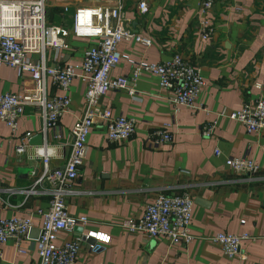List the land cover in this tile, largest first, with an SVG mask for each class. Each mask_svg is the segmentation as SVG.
<instances>
[{"label": "crops", "instance_id": "1", "mask_svg": "<svg viewBox=\"0 0 264 264\" xmlns=\"http://www.w3.org/2000/svg\"><path fill=\"white\" fill-rule=\"evenodd\" d=\"M136 1L126 2V16L130 28L149 38L151 46L120 43L118 50L129 61L117 65L111 75L128 78L131 62L158 63L180 54L201 70L203 89L197 103L207 112L184 107L173 112L157 78L148 74L133 85L136 98L125 90H111L104 96L100 106L109 107L114 116L134 118L136 129L132 138L115 144L105 140L101 125L90 131L73 187L79 194L66 197L65 204L70 215L87 216V227L108 233L111 241L92 251L83 244L74 264H264V168L254 178H246L225 166L232 157H246L263 166L264 130L247 133L237 122L223 118L211 138L199 133L220 110H239L245 102L264 97V87H256L264 80V0H216L209 14L214 35L207 41L198 37L197 0H154L144 15L136 13ZM100 4L98 0H46V23L67 29L75 7ZM66 40L68 50L45 52L47 65L75 64L91 46L71 35ZM31 87L28 75L18 77L13 69L0 68V94H22ZM59 93L47 82L48 96ZM84 93L85 85L74 80L69 110L60 117L55 132L43 134L35 107H25L14 131L0 122V217L26 216L46 206L44 196L26 198L6 190L29 187L42 175L43 164L35 153L42 146L52 152L48 170L64 166L70 153V130L84 115ZM167 123L172 124L173 142L150 146L149 134ZM22 144L26 151L18 155L16 149ZM181 192L193 198L190 229L194 238L188 244H171L163 237L128 233L121 227L124 219L140 215L159 195ZM32 221L34 237L41 219L33 216ZM79 231L76 227L61 232L57 241L71 239ZM219 232H245L252 237L241 241L244 260L227 258L219 245L207 239ZM32 237L21 242L23 253L16 252L12 242L2 245L0 264H36Z\"/></svg>", "mask_w": 264, "mask_h": 264}, {"label": "built area", "instance_id": "2", "mask_svg": "<svg viewBox=\"0 0 264 264\" xmlns=\"http://www.w3.org/2000/svg\"><path fill=\"white\" fill-rule=\"evenodd\" d=\"M99 6L81 5L74 8L70 15L68 28L46 23V0H0V68L7 66L18 77L28 75L32 81L29 91L22 94H0V122L8 129H17V123L25 107H35L42 119V131L53 132L57 129L60 117L67 113L71 104L70 89L74 80L85 85V110L83 117L70 130V153L64 166L48 170L52 152L46 146L36 149V155L43 164V173L26 188L8 189L9 195L21 194L24 197L44 196L47 203L44 208L36 209L26 216L11 215L0 217V257L2 245L12 242L18 253H23L21 242L28 239L34 226L32 218L41 219L39 232L33 240L38 255L36 264H74L85 244L89 251L99 245H108L111 236L99 229L88 228L89 219L85 215L73 216L67 212L65 198L79 194L74 183L85 160L86 143L91 129L101 125L108 143H118L132 138L136 121L132 117L114 116L109 107H101L100 102L111 90H125L128 96L137 97L133 85L140 76L152 75L158 80V87L166 92V102L177 112L180 107L194 112L206 108L197 103L203 89L201 70L190 64L180 54H173L158 63L131 62L130 76L113 77L114 68L123 61H129L118 50L122 42H134L145 48L151 46V40L140 32L130 28L125 5L128 0H98ZM154 0H137L136 13L144 15ZM216 0H197L198 37L207 41L214 35L210 12ZM69 11V4L63 6V12ZM89 41L81 59L75 64L62 65L45 63V52L68 50L66 38ZM37 56L36 59L33 57ZM47 82L60 92L47 95ZM262 89L264 80L256 84ZM235 121L244 127L247 133L264 130V97L259 96L251 102H245L239 110H220L214 120L205 122L199 129L204 138H211L219 119ZM172 124L167 123L154 129L148 137L150 146L171 144ZM31 136H26L29 140ZM55 138H58L57 136ZM26 144L17 147L16 153L23 154ZM218 156L219 150H214ZM225 166L232 172L254 178L263 166L246 157H232L225 160ZM193 214V198L188 192L177 195H159L148 203L138 216H129L121 222L128 233H143L150 238L163 237L171 244H188L194 236L190 223ZM241 223L244 220L240 221ZM76 227L80 231L67 240L57 241L61 232H72ZM247 233H214L207 239L220 246L223 254L229 258L239 257L241 241L250 239ZM92 239V241H87Z\"/></svg>", "mask_w": 264, "mask_h": 264}, {"label": "water", "instance_id": "3", "mask_svg": "<svg viewBox=\"0 0 264 264\" xmlns=\"http://www.w3.org/2000/svg\"><path fill=\"white\" fill-rule=\"evenodd\" d=\"M32 232H33V229L31 228V230H30V232H29V236L30 237H32L30 234H32ZM38 232H39V229H37V233H36V235L34 236V237H32V238H34V239H36V237L38 236ZM87 241H92V239H88Z\"/></svg>", "mask_w": 264, "mask_h": 264}, {"label": "trees", "instance_id": "4", "mask_svg": "<svg viewBox=\"0 0 264 264\" xmlns=\"http://www.w3.org/2000/svg\"><path fill=\"white\" fill-rule=\"evenodd\" d=\"M56 20H57V21H56V23H57L59 19L57 18Z\"/></svg>", "mask_w": 264, "mask_h": 264}]
</instances>
